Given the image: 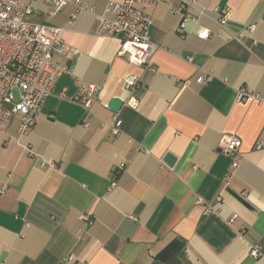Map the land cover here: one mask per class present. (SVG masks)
<instances>
[{"label":"crops","instance_id":"crops-1","mask_svg":"<svg viewBox=\"0 0 264 264\" xmlns=\"http://www.w3.org/2000/svg\"><path fill=\"white\" fill-rule=\"evenodd\" d=\"M68 1L49 16L46 0H21L33 8L27 23L61 28L78 56L29 134L18 135L17 117L0 131V264H264V151L255 150L264 103L237 101L240 89L264 100V0H195L205 15L183 31L176 12L191 0H157L148 11L158 49L146 69L118 54L119 37L95 34L110 0H80L93 10L73 22ZM213 9L226 11L224 25ZM128 74L140 77L138 108L112 112L104 104L124 99ZM79 80L98 87L87 127L72 101ZM227 134L241 140L232 175L219 145Z\"/></svg>","mask_w":264,"mask_h":264},{"label":"built area","instance_id":"built-area-1","mask_svg":"<svg viewBox=\"0 0 264 264\" xmlns=\"http://www.w3.org/2000/svg\"><path fill=\"white\" fill-rule=\"evenodd\" d=\"M34 1V0H32ZM49 5V16L56 15L69 2L68 0H46ZM76 10L70 17L73 22L83 12L92 11V7L80 0L72 1ZM157 0H110L105 13L96 16V35H113L120 39L118 54L127 59L130 64L146 69L150 67L151 58L158 49L151 43L149 31L152 17L149 13ZM33 8L23 7L21 0H0V131L5 130L10 121L19 119L18 135L29 134L37 121L41 108L50 94L53 83L64 73H72V66L68 61L74 60L78 52L68 46L61 38V28L46 27L39 24H30L25 21V16L31 14ZM205 9L197 6L195 0L184 1L176 12L181 20L178 29L183 31L189 22H197L199 17L205 15ZM218 15V23L224 25L227 13L223 9H213ZM254 26L246 27L247 32H253ZM198 37L206 39L210 33L200 29ZM244 33L239 35L243 38ZM190 60V59H188ZM209 73L197 78L198 84L208 83L211 80ZM126 92L123 105L130 109H137L139 102L134 96L140 84V77L128 74L122 79ZM98 87L93 83L77 81V92L72 101L78 104L85 112L83 127H87L91 107L100 103L97 97ZM17 92V96L15 95ZM237 101L241 103L258 102L264 100L247 89L237 92ZM108 104H104L108 108ZM122 121L117 114L113 116L111 134L116 136L120 132ZM220 151L231 159L230 174L239 165L238 150L241 146L240 138L235 134L224 135L220 143ZM255 150L264 151V129L260 140L255 145ZM47 168H56L55 163L46 164ZM125 166L120 164L114 170V177L110 188L117 184L118 177ZM230 177V176H229ZM200 199L197 204H203ZM212 211V206L205 205L204 215ZM82 218H86L82 216ZM233 219L229 222L231 223ZM245 233V228L240 229V234ZM250 256H262L259 245L250 246ZM71 259L67 257L62 261L66 264Z\"/></svg>","mask_w":264,"mask_h":264},{"label":"water","instance_id":"water-1","mask_svg":"<svg viewBox=\"0 0 264 264\" xmlns=\"http://www.w3.org/2000/svg\"><path fill=\"white\" fill-rule=\"evenodd\" d=\"M122 100L119 98H112L108 104V108L112 111V112H117L118 110H120V108L122 107ZM164 162H166L168 165H172L175 162V157H173L170 154H167L164 158Z\"/></svg>","mask_w":264,"mask_h":264},{"label":"rangeland","instance_id":"rangeland-1","mask_svg":"<svg viewBox=\"0 0 264 264\" xmlns=\"http://www.w3.org/2000/svg\"><path fill=\"white\" fill-rule=\"evenodd\" d=\"M15 95L17 96V92H15Z\"/></svg>","mask_w":264,"mask_h":264}]
</instances>
